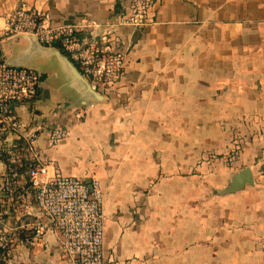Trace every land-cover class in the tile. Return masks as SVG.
<instances>
[{"label":"crops","instance_id":"1","mask_svg":"<svg viewBox=\"0 0 264 264\" xmlns=\"http://www.w3.org/2000/svg\"><path fill=\"white\" fill-rule=\"evenodd\" d=\"M22 3L56 24L103 30L128 1L0 0V25ZM115 31L124 75L96 91L58 46L30 35L0 44L6 61L40 75L36 98L14 108L38 132L40 157L101 185L105 264H189L193 245L211 237L200 264H264V0H157L149 25ZM54 127L67 136L49 146ZM16 142L6 135L0 148ZM245 167L253 184L220 193ZM25 196L0 211V232H13L0 264H69L52 230L25 243L33 233L20 224L40 219Z\"/></svg>","mask_w":264,"mask_h":264},{"label":"built area","instance_id":"2","mask_svg":"<svg viewBox=\"0 0 264 264\" xmlns=\"http://www.w3.org/2000/svg\"><path fill=\"white\" fill-rule=\"evenodd\" d=\"M126 11L110 28L100 24H56L48 13L37 12L22 3L8 14L0 25V44L5 38L30 35L41 45L58 46L89 79L92 90L115 87L124 75L125 49L117 42L116 27L139 28L152 21V8L157 0H127ZM99 28V29H98ZM40 75L31 67L5 60L0 47V139L15 134L21 141L23 158L29 161L24 173L8 168L0 178V211L4 201L15 196L31 195L40 219L20 224L32 230L25 243L33 246L48 230L54 231L61 251L69 264H105L103 253V191L97 179L89 183L64 174L58 167L49 168L35 146L38 132L28 129L14 113L18 105L32 101L39 91ZM74 117H83L82 110ZM67 136L62 127L50 129L47 143L55 146ZM236 148V146H235ZM236 150V149H235ZM21 178L27 179L26 193ZM14 231V229H13ZM13 232H0V259L8 251Z\"/></svg>","mask_w":264,"mask_h":264},{"label":"trees","instance_id":"3","mask_svg":"<svg viewBox=\"0 0 264 264\" xmlns=\"http://www.w3.org/2000/svg\"><path fill=\"white\" fill-rule=\"evenodd\" d=\"M0 160L5 164L6 170L14 168L19 173H24L29 164V161L23 158V150L20 143L17 142L14 147L3 146L0 148ZM27 236L31 237V234Z\"/></svg>","mask_w":264,"mask_h":264},{"label":"water","instance_id":"4","mask_svg":"<svg viewBox=\"0 0 264 264\" xmlns=\"http://www.w3.org/2000/svg\"><path fill=\"white\" fill-rule=\"evenodd\" d=\"M247 184L249 185L253 184V175L249 167H245L243 169H240L238 172H236L232 176L228 187L223 189L220 193L223 194V193L235 192L243 188Z\"/></svg>","mask_w":264,"mask_h":264},{"label":"rangeland","instance_id":"5","mask_svg":"<svg viewBox=\"0 0 264 264\" xmlns=\"http://www.w3.org/2000/svg\"><path fill=\"white\" fill-rule=\"evenodd\" d=\"M213 245H215V242L212 237L208 239L206 243L203 242L193 245L191 249L192 252L187 255V261H189V264H200L201 261L209 259L212 256L209 251L213 248Z\"/></svg>","mask_w":264,"mask_h":264}]
</instances>
